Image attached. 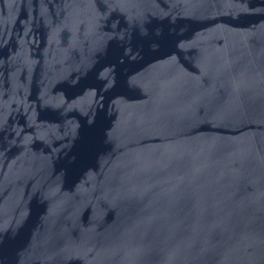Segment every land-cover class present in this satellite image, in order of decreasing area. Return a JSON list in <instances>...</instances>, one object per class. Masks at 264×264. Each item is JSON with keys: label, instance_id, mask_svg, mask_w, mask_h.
Wrapping results in <instances>:
<instances>
[{"label": "water", "instance_id": "1", "mask_svg": "<svg viewBox=\"0 0 264 264\" xmlns=\"http://www.w3.org/2000/svg\"><path fill=\"white\" fill-rule=\"evenodd\" d=\"M0 264H264V0H0Z\"/></svg>", "mask_w": 264, "mask_h": 264}]
</instances>
